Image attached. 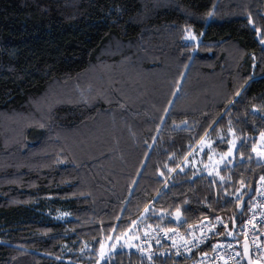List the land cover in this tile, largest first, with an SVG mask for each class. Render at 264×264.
I'll use <instances>...</instances> for the list:
<instances>
[{
    "label": "trees",
    "instance_id": "16d2710c",
    "mask_svg": "<svg viewBox=\"0 0 264 264\" xmlns=\"http://www.w3.org/2000/svg\"><path fill=\"white\" fill-rule=\"evenodd\" d=\"M263 1L0 0V264H171L109 248L213 218L236 240L264 176Z\"/></svg>",
    "mask_w": 264,
    "mask_h": 264
},
{
    "label": "built area",
    "instance_id": "2783aa9c",
    "mask_svg": "<svg viewBox=\"0 0 264 264\" xmlns=\"http://www.w3.org/2000/svg\"><path fill=\"white\" fill-rule=\"evenodd\" d=\"M261 19L264 24V1ZM225 226L223 219L213 218L172 228H141L133 238L134 251L148 262L246 264L244 253L247 245L252 263L264 264V176L256 183L246 214L235 232L236 240L221 236Z\"/></svg>",
    "mask_w": 264,
    "mask_h": 264
},
{
    "label": "rangeland",
    "instance_id": "374dc122",
    "mask_svg": "<svg viewBox=\"0 0 264 264\" xmlns=\"http://www.w3.org/2000/svg\"><path fill=\"white\" fill-rule=\"evenodd\" d=\"M206 150V162L205 164L202 163L201 167H199L200 162L203 160V153ZM231 155V153H230ZM257 155L261 159V161L264 162V151L259 150L257 152ZM225 162V156L219 157L215 152L212 151L211 149V143L210 142H203L202 147H200L193 155V161L191 164V167L195 170H202L203 172L206 173H213L216 172L221 165ZM136 226V225H133ZM136 235H131V234H125L123 238L125 239H130V240H124L121 237L116 239L111 243V248L110 252L113 250H116L119 246L123 247L124 249L126 247L131 248L132 245L134 244L133 238H135ZM126 241V242H125ZM106 250L108 249V245L105 244Z\"/></svg>",
    "mask_w": 264,
    "mask_h": 264
},
{
    "label": "water",
    "instance_id": "95a60500",
    "mask_svg": "<svg viewBox=\"0 0 264 264\" xmlns=\"http://www.w3.org/2000/svg\"><path fill=\"white\" fill-rule=\"evenodd\" d=\"M249 27L251 28V30L254 32L255 34V41L258 44V46L264 51V40L262 39L263 35L262 32L260 30H257L252 22V20H249L248 22ZM244 259H245V263L246 264H253L251 257H250V253H249V249L248 246L246 245V252L244 253Z\"/></svg>",
    "mask_w": 264,
    "mask_h": 264
}]
</instances>
